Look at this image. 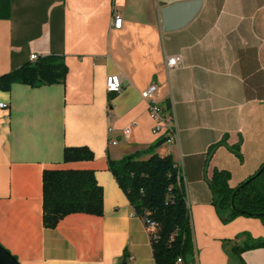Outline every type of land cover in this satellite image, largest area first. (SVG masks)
I'll list each match as a JSON object with an SVG mask.
<instances>
[{"label":"crops","instance_id":"obj_1","mask_svg":"<svg viewBox=\"0 0 264 264\" xmlns=\"http://www.w3.org/2000/svg\"><path fill=\"white\" fill-rule=\"evenodd\" d=\"M185 0H0V75L38 57L63 56L64 83L0 90V245L18 264H157L151 232L109 170L108 160L143 151L181 166L193 223L192 264H264V223H224L207 178L230 172L231 187L264 162V0H202L185 26L165 31L163 7ZM115 13L123 18L113 27ZM182 63L168 68V57ZM121 74V92L106 78ZM173 109L177 141L157 145L141 92ZM110 117V121H109ZM240 146L242 159L220 145ZM116 141V144H112ZM87 146L91 160L64 161ZM92 170L103 188L102 215L71 213L43 223V173ZM183 170V171H182ZM232 245L243 248L232 251Z\"/></svg>","mask_w":264,"mask_h":264},{"label":"trees","instance_id":"obj_2","mask_svg":"<svg viewBox=\"0 0 264 264\" xmlns=\"http://www.w3.org/2000/svg\"><path fill=\"white\" fill-rule=\"evenodd\" d=\"M68 67L63 56L38 57L0 75V90L9 91L14 83L32 87L64 83ZM225 145L240 159V146H231L226 139L210 147L208 161L216 148ZM143 151L108 160L109 170L127 196L135 213L157 224L151 237L157 264H176L182 257L190 263L196 256L195 235L187 191L181 169L171 155L153 154L143 159ZM94 153L87 146L66 147L64 161L91 160ZM181 172V173H180ZM180 175V176H179ZM231 174L215 168L207 182L221 220L226 223L238 216L259 218L264 223V162L247 179L231 187ZM103 188L92 170L50 169L43 173V223L47 228L71 213L102 215ZM255 246H264V239ZM243 248L232 245V251Z\"/></svg>","mask_w":264,"mask_h":264},{"label":"built area","instance_id":"obj_3","mask_svg":"<svg viewBox=\"0 0 264 264\" xmlns=\"http://www.w3.org/2000/svg\"><path fill=\"white\" fill-rule=\"evenodd\" d=\"M123 24V18L120 14L115 13L113 19V27L121 28ZM38 59L37 54H32L30 57L31 61H36ZM182 56L175 55L172 57H168L166 61V65L168 68L177 67L182 63ZM124 87V82L121 77V74H111L106 78V89L107 92L116 94L122 91ZM158 91V84L152 83L145 90L141 92V98L148 102V109L150 116L154 120L153 133L159 137H165V143L172 144L177 141L178 138V128L176 123V117L173 109L165 110L154 100V96ZM1 108H7L8 105L5 103L0 104ZM110 121V117H109ZM116 141H112V144H116ZM178 169H182L180 165H178ZM183 171V170H182ZM183 182H184V174H183ZM185 183V182H184ZM144 219V218H143ZM145 224L148 230L151 232V237L155 235L157 224L149 219H144ZM176 264H192L186 263L182 257H178Z\"/></svg>","mask_w":264,"mask_h":264},{"label":"water","instance_id":"obj_4","mask_svg":"<svg viewBox=\"0 0 264 264\" xmlns=\"http://www.w3.org/2000/svg\"><path fill=\"white\" fill-rule=\"evenodd\" d=\"M202 0H185L169 4L162 8V24L165 31L179 29L188 24L199 12ZM163 137L158 146L165 143ZM0 264H18L17 259L0 245Z\"/></svg>","mask_w":264,"mask_h":264},{"label":"bare ground","instance_id":"obj_5","mask_svg":"<svg viewBox=\"0 0 264 264\" xmlns=\"http://www.w3.org/2000/svg\"><path fill=\"white\" fill-rule=\"evenodd\" d=\"M181 173V172H180ZM180 176V175H179Z\"/></svg>","mask_w":264,"mask_h":264}]
</instances>
